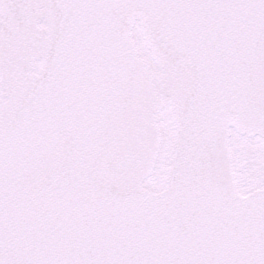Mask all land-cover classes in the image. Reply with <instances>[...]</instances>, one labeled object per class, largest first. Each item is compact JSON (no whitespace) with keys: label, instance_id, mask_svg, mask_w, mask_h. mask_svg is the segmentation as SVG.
I'll return each mask as SVG.
<instances>
[{"label":"snow or ice","instance_id":"snow-or-ice-1","mask_svg":"<svg viewBox=\"0 0 264 264\" xmlns=\"http://www.w3.org/2000/svg\"><path fill=\"white\" fill-rule=\"evenodd\" d=\"M0 264H264V0H0Z\"/></svg>","mask_w":264,"mask_h":264}]
</instances>
